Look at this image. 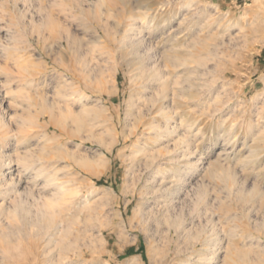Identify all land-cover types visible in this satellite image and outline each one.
Here are the masks:
<instances>
[{
    "label": "rangeland",
    "instance_id": "obj_1",
    "mask_svg": "<svg viewBox=\"0 0 264 264\" xmlns=\"http://www.w3.org/2000/svg\"><path fill=\"white\" fill-rule=\"evenodd\" d=\"M0 264H264V0H0Z\"/></svg>",
    "mask_w": 264,
    "mask_h": 264
},
{
    "label": "bare ground",
    "instance_id": "obj_2",
    "mask_svg": "<svg viewBox=\"0 0 264 264\" xmlns=\"http://www.w3.org/2000/svg\"><path fill=\"white\" fill-rule=\"evenodd\" d=\"M125 10V9H124ZM118 16V15H117ZM147 16V15H146ZM132 17H134V16H132ZM139 17V16H138ZM137 17V18H138ZM143 18H145V17H143ZM143 24H144V22H142ZM132 27V26H131ZM130 34V33H129ZM128 33H126L124 36H123V43L126 41V43H127V41L128 42H130L131 44H132V39L133 38H131L130 37V35H129ZM136 36V35H135ZM119 40V41H118ZM120 40L121 39H117V41L118 42H120ZM122 41V40H121ZM136 42V41H135ZM134 43V42H133ZM119 44V43H118ZM128 44V43H127ZM134 46V45H133ZM130 48V47H129ZM134 49V48H133ZM2 50V52H3V56H6L5 54H6V51H5V49L4 48H2L1 49ZM128 51V50H127ZM126 51V52H127ZM132 51V50H131ZM64 56V55H63ZM63 59V58H62ZM85 60V59H84ZM140 59L138 58V61H139ZM186 60V59H185ZM81 61V60H80ZM63 62V61H62ZM197 62L199 63L200 62V59L199 58H197ZM87 63V62H86ZM86 63L85 62H83V65L84 66H86ZM142 65V64H141ZM32 66V65H31ZM35 66V65H34ZM64 66V65H63ZM147 67V66H146ZM153 67H155V66H153ZM149 69V68H148ZM152 69V68H151ZM150 69V70H151ZM34 70V72L33 71H31V72H27V77H29V79H30V81L32 82V81H34V79L36 80L37 78H40V77H43V74H42V72L41 71H39V70H37L36 68L35 69H33ZM64 70H66V73H64L63 75L64 76H67V74H71V73H74V70L73 69H71V68H69V67H65L64 66ZM140 70H145V68L144 69H142V68H140ZM156 70V69H155ZM70 71H71V73H70ZM147 71V70H146ZM141 72V71H140ZM141 74V73H140ZM63 75H61V78L63 79L62 81H63V85H65V87H69V88H72L73 87V85H74V83L72 82V80L71 81H68V79H67V77H64ZM72 75V74H71ZM143 74H141V76H142ZM148 75V74H147ZM151 75V76H150ZM150 75H148L149 77H146L147 79H145V80H147V83L148 82H152V83H154V82H159L160 80H161V78H162V74H161V72H157V70L156 71H153V73H151ZM144 77V76H143ZM9 79V78H8ZM41 79V78H40ZM70 79H72V76H70ZM101 79V78H100ZM143 79V78H142ZM29 81V82H30ZM162 82V81H161ZM141 83V82H140ZM142 84H143V81H142ZM159 85H160V83H158ZM147 86H148V84L147 85H145L144 87L145 88H147ZM64 87V88H65ZM156 87V86H155ZM63 88V89H64ZM151 89V88H150ZM72 90V89H71ZM147 90V89H146ZM165 91V90H164ZM161 92V91H160ZM159 92V93H160ZM59 93V92H58ZM158 93V92H157ZM163 94V93H162ZM37 95V94H36ZM145 95V94H144ZM157 95V94H156ZM27 96V95H26ZM41 96V95H40ZM63 96H74V98H75V96H79V98H80V100L81 99H83V100H85V101H87L88 100V98H87V96H85V94H83V93H81L80 91H77V90H72V91H70V92H66V89H65V91L62 93V95H61V97H63ZM148 96V95H147ZM39 97V96H38ZM143 97V96H142ZM151 97V96H150ZM153 97V96H152ZM145 98V97H144ZM155 98V97H154ZM158 99V98H157ZM145 99H143V101H144ZM148 100V99H147ZM149 100H152V99H149ZM148 100V101H149ZM156 100V99H155ZM84 101V102H85ZM153 101V100H152ZM147 102V101H146ZM145 103V102H144ZM148 103V102H147ZM152 103V102H151ZM153 105L151 106V108H149L148 110L153 114V113H155L156 114V112H160L161 110H162V108H163V106L162 105H158V106H154V103H152ZM162 113V112H161ZM140 115V114H139ZM152 117H154V115L152 116ZM151 117V118H152ZM167 117V116H166ZM167 119V118H166ZM142 120V119H141ZM139 121V120H138ZM168 121V120H167ZM149 122H152V121H149ZM139 124H140V122H139ZM142 124L144 125V124H146L147 125V122H142ZM153 124V123H152ZM144 127V126H143ZM148 127V126H147ZM146 127V128H147ZM152 128V127H151ZM154 128H155V126H154ZM167 129H168V127H166ZM156 129V128H155ZM160 129V128H159ZM158 129V130H159ZM178 129V128H177ZM149 131H150V128L148 129ZM146 131V130H145ZM157 131V130H156ZM156 131H154V132H156ZM162 131H164V130H162ZM148 132V131H147ZM151 132V131H150ZM161 132H156V133H154V136H151L150 137V139L152 140V142L154 143L157 139H155V140H153L154 138H157L158 137V135L160 134ZM160 136V135H159ZM149 137V136H148ZM148 137H147V139H148ZM151 140H148V141H151ZM100 141V140H99ZM147 143V142H146ZM99 144L100 145H102V147H104V148H108V147H106V146H103V145H105V144H102L101 142H99ZM147 145V144H146ZM145 145V146H146ZM149 147L151 146V145H148ZM182 147V146H181ZM143 148H144V146H143ZM146 148H147V146H146ZM145 149V148H144ZM141 150V149H140ZM139 151V150H138ZM146 153V152H145ZM148 157V156H147ZM149 158V157H148ZM228 179V178H227ZM227 181V180H226ZM66 248V247H65ZM246 253V252H245ZM242 257H244V255L242 256Z\"/></svg>",
    "mask_w": 264,
    "mask_h": 264
}]
</instances>
